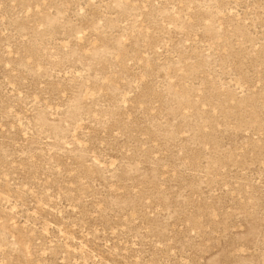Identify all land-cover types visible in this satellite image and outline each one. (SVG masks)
Wrapping results in <instances>:
<instances>
[{"label":"rangeland","instance_id":"1","mask_svg":"<svg viewBox=\"0 0 264 264\" xmlns=\"http://www.w3.org/2000/svg\"><path fill=\"white\" fill-rule=\"evenodd\" d=\"M0 264H264V0H0Z\"/></svg>","mask_w":264,"mask_h":264}]
</instances>
